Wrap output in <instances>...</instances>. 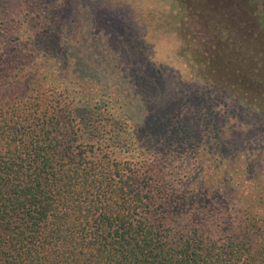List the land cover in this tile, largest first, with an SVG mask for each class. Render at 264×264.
Returning a JSON list of instances; mask_svg holds the SVG:
<instances>
[{
  "label": "trees",
  "instance_id": "1",
  "mask_svg": "<svg viewBox=\"0 0 264 264\" xmlns=\"http://www.w3.org/2000/svg\"><path fill=\"white\" fill-rule=\"evenodd\" d=\"M48 1L62 15L73 7ZM19 3L0 0V264H264L258 214L242 204L226 230L214 214L226 196L217 206L220 195L208 191L221 177L210 180L212 169L201 165L180 167L200 143L199 121L225 140L226 124L182 98L166 101L162 90L158 98L152 81L154 96L140 102L137 117L132 89L114 95L108 87L112 98L100 100L85 76L96 47L82 19L41 12L50 20L37 30L32 19H13L26 9ZM118 39L133 44L130 35ZM136 74L148 82L145 70ZM174 84L166 87L172 93ZM224 149L216 174L232 165ZM204 196L217 208L201 209Z\"/></svg>",
  "mask_w": 264,
  "mask_h": 264
},
{
  "label": "rangeland",
  "instance_id": "2",
  "mask_svg": "<svg viewBox=\"0 0 264 264\" xmlns=\"http://www.w3.org/2000/svg\"><path fill=\"white\" fill-rule=\"evenodd\" d=\"M18 1L26 9L13 19H32L37 30L50 20L35 15L41 12L49 14V18H81L87 25L94 42L91 46L96 47L92 58L93 54L96 57L90 65L86 64L85 76L96 83L102 94L98 93L100 100L112 98V95L108 98V87L114 88L110 92L114 95L116 90L132 89L139 102L134 103L131 114L137 117L140 102L154 96L155 90L149 84L152 81L160 89L155 93L158 98L162 91L166 101H172L170 97L182 98L187 108H205L215 114V120L226 124L225 140L213 125L199 121L200 143H195L196 148L191 150V163L186 166L187 159L183 157L180 167L201 165L212 169L210 180L221 177L211 182L208 191H215L211 197L220 195L215 197L217 206H221L220 200L226 196V206L223 205L226 208L214 213L219 219H226V230L236 226L242 204L247 212L258 214L264 229V64L256 61L258 55L252 57L254 51L246 37L233 28V18H226V0H69L73 7L67 8L66 15L61 10L53 11L48 0ZM38 3L43 5L40 7ZM13 9L10 5V14ZM97 34L98 42L93 37ZM129 35L131 46L118 39ZM122 47L132 52L130 59L124 58ZM112 58L116 63L113 64ZM143 58L145 61L141 62ZM107 69L110 71L106 72ZM136 70L140 73L145 70L147 83L142 82ZM169 82L178 85L176 92L166 88ZM197 114L201 115L199 111ZM223 144L226 159L232 165L216 174L212 167L216 152L224 156ZM241 151L244 153L240 155ZM180 177L183 174L176 175L177 180ZM219 180H225L226 195ZM201 202L204 206H200ZM200 203L201 209L217 208L208 196L202 197ZM261 241L264 242V237Z\"/></svg>",
  "mask_w": 264,
  "mask_h": 264
},
{
  "label": "flooded vegetation",
  "instance_id": "3",
  "mask_svg": "<svg viewBox=\"0 0 264 264\" xmlns=\"http://www.w3.org/2000/svg\"><path fill=\"white\" fill-rule=\"evenodd\" d=\"M226 18L246 37V42L264 64V0H226Z\"/></svg>",
  "mask_w": 264,
  "mask_h": 264
}]
</instances>
